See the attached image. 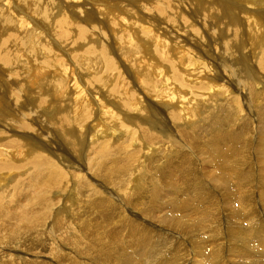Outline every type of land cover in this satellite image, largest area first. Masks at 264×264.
I'll use <instances>...</instances> for the list:
<instances>
[{
    "label": "bare ground",
    "instance_id": "1",
    "mask_svg": "<svg viewBox=\"0 0 264 264\" xmlns=\"http://www.w3.org/2000/svg\"><path fill=\"white\" fill-rule=\"evenodd\" d=\"M59 1L57 7L55 0H0V20L16 32L0 52V88L2 84L7 88L12 107H2L0 90V173L9 175L0 177V181L4 178L0 187H12L10 199L0 198V232L5 233L0 235V264H99L101 260L140 264L139 253L128 252L124 243L125 254L116 249L109 255L99 249L105 240L100 231L110 225L108 207L114 209L112 196L122 213L114 214L123 220L119 235L130 234L137 247L145 243L142 248L153 253L152 263L171 240L151 222L155 209L149 202L189 193L185 197L198 205L186 215L199 222L200 229L212 227L220 235L223 191L228 188L235 201L249 206L256 200L246 193L252 195L256 184L264 186V0H128L136 7V14L127 15L138 39L157 58L153 66L145 64L147 70L141 67L144 73L130 64L133 59L138 65L133 54L141 51L129 24L124 28L126 38L112 44L119 43L124 73L105 45L109 34L96 24L101 22V8L86 10L87 0ZM118 1L115 5L124 2ZM43 11L42 18L51 20V26L40 18ZM75 18L81 23L73 24ZM46 27V38L40 41ZM0 33L14 36L6 27ZM25 39L32 41L29 54L10 57L9 51ZM54 45L57 51L52 50ZM78 46L86 47L76 53ZM65 56L75 59V67L68 66ZM39 58L48 62L43 75L38 71ZM8 68H29V78L14 85L18 81L7 74ZM34 72L39 75L33 78ZM43 88L55 95L54 101L43 99ZM68 89L71 96L64 107L56 105L58 93ZM55 146L86 157L83 166L94 181L79 164L58 155ZM201 147L209 150L201 152ZM181 176L189 192L180 188ZM235 186L236 191L230 192ZM156 190L162 192L151 195ZM85 191L94 195L86 199ZM68 206L71 213L57 220ZM255 211L251 212L257 216ZM51 212L55 217L49 223ZM8 214L12 219L6 221ZM173 223L174 228H188L186 223ZM247 223L257 231L238 224L228 228L253 235V241L259 239L244 243L243 257L258 256V251L264 256L263 223ZM24 246L26 255H18ZM231 246L238 244L232 242L229 251ZM42 247L48 253L40 255L37 250ZM91 250L99 254L98 262ZM159 261L181 264L174 255L173 260L167 256Z\"/></svg>",
    "mask_w": 264,
    "mask_h": 264
},
{
    "label": "rangeland",
    "instance_id": "2",
    "mask_svg": "<svg viewBox=\"0 0 264 264\" xmlns=\"http://www.w3.org/2000/svg\"><path fill=\"white\" fill-rule=\"evenodd\" d=\"M79 1H82V0H79ZM87 1L89 2V5H88V3L84 5V8L86 10L92 9L94 7H99L103 11V13L99 14V17H101L100 18L101 22H98L96 24H99L100 26H102V28L106 31V33L109 34V35H107L108 39H107V41H105V45L106 46L108 45V52L110 53L111 58L116 62V65L120 69H122L123 72L125 73L126 69L124 67V61H122L121 55L119 54L120 49L117 47V46H119V43H116L115 45H112V44H113L114 40L118 41V40H122V39L126 38V32L124 31L126 24L130 25V27H129L130 31L131 32L134 31L135 32V34H134L135 39L136 40L138 39V30L135 29V25L132 23L133 19H132V17L127 15V13H132V12H134L136 14L135 4L134 3H128L129 2L128 0H124V2L118 3L117 5H115V4H116V2H119L118 0H87ZM61 2L62 1L55 0L57 7L60 6ZM70 2H72V1H70ZM33 13L35 15L39 16L37 14V12H35L34 10H33ZM50 13H52V12L51 11L47 12L48 18H50ZM114 16H116L117 19L114 20V22H112L111 18ZM42 17L45 18L44 11H43V14L40 18L43 19ZM51 17H52V15H51ZM43 20L48 24L47 26H51V23H52L51 20H46V19H43ZM168 22L173 23L172 20L168 21ZM76 23H81V20L79 18H77V19L75 18L73 24H76ZM5 27L8 29V32L14 33V36L12 38H10L9 35H3L2 33H0V42H1V40H3V42L0 43V52H4L3 51L4 41H6V39L11 40V39L15 38V36H16V34H15L16 32L13 29L8 28L6 25L3 24L2 20H0V30L5 28ZM263 27H262V30L264 31ZM46 28H44V29H46V32H44L43 35H41L40 41H42L44 38H46L45 35L48 32V27H46ZM75 28H76V26L73 25V27H71L70 30L74 31ZM120 28H122L123 30H121ZM112 35H114V39H112ZM255 35L257 36L258 33L255 32ZM47 38H48V36H47ZM87 39L89 40L90 37H87ZM78 40H81V39H78ZM92 41L98 45V48H100V44H98L94 40H92ZM93 42H90V44H92ZM138 43L140 44L141 53H135V54H133V57L137 58L138 61H140V62L137 65L131 57L132 62H130V64L137 71H143V69H141V67L143 66L144 71H145V70H147L145 64L153 66L155 64V62H157V58L153 55L152 52L149 54L147 53L148 50H147L146 44H144V42H142L138 39ZM31 44H32V41L30 39H25L23 42L18 43L17 46H15L14 48H12L9 51V56L15 58L18 56L22 57V56L29 54V48H30ZM68 46H70V45H67L65 47H68ZM85 47L86 46L75 47L74 51L77 53L81 50H84ZM52 50L53 51L58 50L56 45L53 46ZM139 56H142L143 58L141 59ZM73 60H75V59L72 56H70L66 59V61L68 62V66L75 67L73 65ZM29 63H30V69L31 70H32V67L35 68L34 66H32V61H30ZM38 63L40 65L38 67L39 68L38 71H39V73H41L43 75L44 70H46V69L48 70V62L47 61L43 62L42 58H39ZM127 66L130 68V65L128 63H127ZM30 69L26 68L24 71L23 70L14 71V70H10V68H8V70L6 72L8 75L12 74L13 77L15 78V80L18 81V83H14V85H20L21 83L24 82V80H23L24 78H29V74L31 71ZM144 71H143V73H144ZM36 75H39V74H36V72H34L32 77L34 78V77H36ZM6 79L9 80L8 77ZM96 88H99V87H96ZM0 90L2 91L1 92V96H2L1 105H2V107L4 109H9V108L11 109L12 107L10 104V95H9L7 88L2 84ZM70 90L71 89H68L66 91L62 90V93H60V92L58 93L56 98H59V102L56 103V105H59L61 103L62 107H64L63 103L66 102L65 99L68 98V96H71ZM43 96H44L43 99H45V100L47 99L45 96H47V97H49V99H51V101H54L55 95L52 92H47L45 88H43ZM60 98H63V101H61ZM49 99H47V102H49ZM40 101L41 100H39V101L36 100L37 103H39ZM66 111L67 110L59 112L56 116H54V118L58 117L60 114L66 113ZM63 140L64 139H62V138H57V141H63ZM57 141H55L56 144H57ZM57 146H55V150L60 151L58 153V155H60L65 160L72 161L76 164H79V166L81 167V171L83 173H85L86 177L91 179V177L88 176V174L86 173V170L84 169V166H83L84 162L87 161L86 157L85 158L80 157L79 153L77 155H75L71 149L63 148V146H60L59 148H57ZM80 148L81 147H78L79 150H80ZM202 150L208 151L209 149H206V148L203 149V147H201V149H199V151L203 152ZM205 153L206 152H204V154ZM216 153L218 154V156L220 155L219 152H216ZM78 156L81 160L78 159ZM214 162H215V160H214ZM216 163L217 162H215V164ZM187 166L189 167L188 163H187ZM201 168L203 169L202 166L199 167V169H201ZM215 170L213 171V173H215L216 171L219 172V170H216V171ZM199 172L201 173V170H199ZM7 176H9V175L0 173V177H7ZM226 177L227 176H225V174H224V178H225L224 182L229 184L230 179L228 177L227 178ZM163 179H165L164 175H163ZM183 179H184V177L181 176V180L179 182V183H181L180 188H183V187H184L183 189L187 188L184 191L187 192V190H188V192H189L188 187L182 186L185 184V181L183 182ZM3 180H4V178H2V181H0V185L3 184L2 183ZM14 180H15V178H13L11 180L12 184L14 183ZM91 180H93V179H91ZM94 187H95V185H94ZM231 187H230V192H232V190L236 191V189H235L236 186L234 187V189ZM259 187H258V184H256V186H254L250 190L252 195L249 193V191L246 193L247 196L250 195L253 198H255L254 200H256V202H253L254 204L252 203L249 206L244 204V203H243V205H240V203H238L240 201H238V202L235 201V199L232 198L231 193L229 194L228 188H226L223 191V193L220 197V198H222V201H223V204L221 203V208L224 209L222 211V221H221V226H220L221 234L220 235H219L218 231L214 232V229L212 227H210V229H205V228L203 230L200 229L198 227L199 222H196L195 220H191L186 215L187 213H191L193 211L194 206L198 205L196 200L186 198V197H189L188 196L189 193H187V196L185 195L186 196L185 197L184 195L183 196L181 195V194H184L185 192L181 191L182 192L181 193L179 190H177L178 192L181 193V194L179 193V195L181 196V198L179 197V199H173V197H171L172 199L171 198L169 199L168 197H163V199L159 203L149 202V204L151 206H153L155 209L154 211H152V216H149L151 222L162 227V231H163L162 234L165 235L167 237V239L171 240L170 244L164 245L161 247V254L158 256L157 259H155V261L153 263H152V259L150 258L151 255L153 256V253H151L150 251L145 253L144 248L147 247V245L145 243L141 242L138 244L139 246L137 247V246H134V244L131 242L130 237H132V236L130 234H127V236L126 235H124V236L119 235V233L121 232L120 222L123 220L121 219L122 216H119V214L114 215L117 212L121 213V211L116 206L117 201L114 200L115 196H112V198H110V200H111V203L114 205V209L108 207L109 211L107 212V214L110 215L109 216L110 217V225L108 228H104L100 231L101 236H105V240H104V243L99 247V249L108 251L109 255L116 249L119 250L121 253H123L122 251H124V249L121 248V244L124 243V244H126L128 252L135 250L136 254L139 253V255L141 256L140 264H158L160 262L159 260H163L167 256H168V258H170V260H173V255L181 264H224V263L225 264H264V256L260 255L262 253L261 251H258V254H257L258 256L243 257L245 252L247 251L245 249V247H246L245 244L254 243L255 241H259V239H256L253 241V239H252L253 235L251 236V235L246 233L243 236V235H240L238 233L239 230L232 232L231 231L232 228L231 227L228 228V226H230V225L234 226V225L238 224L239 226L240 225L244 226L245 230L251 229V231L255 232V231H257V228L250 227V225H248V223H247V222H249V220L260 221L261 224L263 223V225H264V208H263L264 207V204H263V202H264V186L261 185V187H260L261 189ZM260 191H261L262 195L259 193ZM0 192H1L0 198L3 197L5 199H10L12 197V195L10 196V194L12 192V187H0ZM161 192L162 191L156 190L155 192H152L151 195L152 194L159 195ZM238 193L240 194V192H238ZM93 195H94V193L92 191H88L87 193L85 191L83 196H86V199H87L88 197H92ZM108 196H109V194L108 195L106 194V197H108ZM150 196H149V198H150ZM104 198H102V201H104ZM175 198H177V197H175ZM225 198H227V199H225ZM262 199H263V202H262ZM178 201H179V203H177ZM181 201L183 204L181 203ZM227 202L229 205H226ZM69 203H70V200H68V204ZM224 203H226V204H224ZM8 205H9L8 208L11 210L13 207L12 203H8ZM85 205L88 206V203H85ZM232 205H235V206H232ZM21 206H22V204H21ZM230 206H232V207H230ZM71 209L72 208L70 206H68L66 212H61L62 214L60 216H58L57 220L62 215L66 214V213H71L70 212ZM230 209L232 210L231 212H230ZM250 209H251V211L256 210L255 212H257V216L252 214ZM226 210L229 212H227ZM90 211H92V210H90ZM140 211L143 213V210H140ZM237 213H238V215H237ZM235 214H236V216H235ZM51 215H52V218L47 219V221L49 223H52V219L55 217L54 212H53V214L51 212ZM192 215L190 214V216H192ZM232 215H234V217H237V218H234ZM193 216L195 217V215H193ZM97 217L100 218L98 215H97ZM168 218H170V219H168ZM10 219H12V217H10V214L5 215L4 220L7 221ZM57 220L54 222V224L57 222ZM173 222H175L177 225L186 223L188 228H185V227L182 228L183 225H181V227L177 226L176 228H174ZM0 223L2 224L3 221L1 220ZM114 223H117V224H114ZM145 223H148V222H145ZM46 225H48V224H46ZM55 225H58V223ZM7 227H10V226H7ZM262 229L264 230V228H262ZM126 231H127V229H126ZM110 233L115 234L114 239L109 238ZM2 234H5V233L0 232V235H2ZM233 234L236 235L237 237H239V239L236 236L234 237ZM214 235H216V236L214 237ZM47 238H49V237H47ZM161 241H165V238H162ZM134 242L136 243L137 241L135 240ZM165 242L169 243L168 240ZM232 242L233 243L235 242V244H238V247L231 246L230 247L231 251H229V245H231ZM239 244H241V245H239ZM142 246L144 248H142ZM252 246H254V245L252 244L251 247ZM159 247H158V249H159ZM21 249H24V250L21 253H19L18 255H26V252L28 251V247L24 246ZM37 251L40 253L41 252L45 253L46 249H44V247H42V249H38ZM91 251H92L91 255L95 257V259H94L95 262H98L96 260V257L99 254L96 251H93V250H91ZM46 252L48 253V251H46ZM42 253L40 255H42ZM89 254H90V252H89ZM123 254H125V252ZM95 255H97V256H95ZM248 255H250V254H248ZM147 260H150V261H147ZM98 263L104 264V262H102V260H101V263L100 262H98ZM128 263H129L128 260L123 262V264H128ZM95 264H97V263H95Z\"/></svg>",
    "mask_w": 264,
    "mask_h": 264
}]
</instances>
